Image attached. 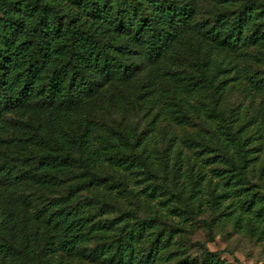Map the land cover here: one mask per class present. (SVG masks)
<instances>
[{"label":"trees","instance_id":"16d2710c","mask_svg":"<svg viewBox=\"0 0 264 264\" xmlns=\"http://www.w3.org/2000/svg\"><path fill=\"white\" fill-rule=\"evenodd\" d=\"M253 51L264 58V0H0V264H155L188 220L212 238L230 199L263 222L254 147L222 106L229 66ZM200 93L216 128L199 156L154 148L148 125L186 123ZM141 194L140 221L126 203ZM149 231L154 256L135 246Z\"/></svg>","mask_w":264,"mask_h":264},{"label":"rangeland","instance_id":"374dc122","mask_svg":"<svg viewBox=\"0 0 264 264\" xmlns=\"http://www.w3.org/2000/svg\"><path fill=\"white\" fill-rule=\"evenodd\" d=\"M231 54L236 55L235 53ZM233 66L234 71L231 70ZM256 73L264 79V58L259 57L256 51L251 53L247 61L239 58L236 63L231 64L226 74L222 106L228 111L234 110L231 119L236 121V127H243L245 137L249 139L250 146L254 147V156L257 157L254 162L257 166V175L252 178V181L264 204V88L254 86L250 79H246ZM236 78H241V81L238 83L233 80ZM206 94L200 93L194 97L193 102L196 103V106L193 108L190 105V109L193 108V112H191L193 116L186 123L182 124L178 120L166 117L157 122L152 121L148 125L151 139L155 141L154 148L158 147L162 150L173 145L174 148L168 155L175 157L177 150L181 149L180 159L190 160V162L199 156L200 148L194 146L201 143L205 137L212 140L213 129L216 128L214 121H207V118L210 117L211 102L205 96ZM145 110L148 112L146 121L149 122L152 117H155L153 116L155 110L151 106ZM199 112L203 116L198 117ZM181 113L186 115L184 109L181 110ZM12 122L9 124L10 129L15 134L16 132L21 134L22 126L16 124L15 121ZM22 145L25 143L23 142ZM12 148L15 149V147ZM201 164L198 165V168ZM114 169L112 164L104 167V170L108 171ZM201 169L204 173L209 171V168L206 167ZM260 170H263V176L260 175ZM135 177V175H131L133 181H135ZM143 187L144 185H139L135 188L136 191H143ZM139 196L135 203H126V206L132 208L134 216L136 214L137 219L141 221L147 218L149 211L145 208L146 195ZM210 213V210H203L199 217L209 219ZM116 215L117 212L110 214L109 217L113 218ZM214 219L212 238L204 224L194 219L188 220L187 230L179 233V236L185 239V244L182 245L180 241L176 240L173 244L164 245L158 253L155 264H264V220L258 222L244 214L233 199L223 202L221 207L218 206ZM100 225H95V229H99L101 233L105 232ZM106 239L107 237L104 236L103 241ZM151 239L150 231L141 239L138 238V233H135L134 241L136 249L139 250L138 253L147 254V250L151 251L153 256L156 254ZM205 248L210 252L211 261L205 260L202 255ZM79 264L104 263L100 259L86 256L80 260Z\"/></svg>","mask_w":264,"mask_h":264}]
</instances>
